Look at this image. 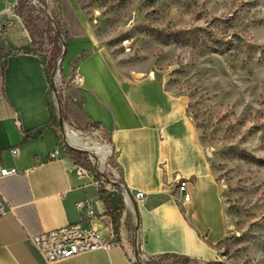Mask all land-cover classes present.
Returning <instances> with one entry per match:
<instances>
[{
    "label": "crops",
    "instance_id": "1",
    "mask_svg": "<svg viewBox=\"0 0 264 264\" xmlns=\"http://www.w3.org/2000/svg\"><path fill=\"white\" fill-rule=\"evenodd\" d=\"M18 2L0 0L1 19L6 16L0 26V168H36L27 175L0 176V190L10 206L0 213V264H133L136 234L139 250L150 256L217 260L231 225L188 95L169 86L164 69L136 76L130 67L118 65L73 1H67L62 69L68 77L74 70L83 76V83L71 88L77 101L71 116L100 125L130 193L127 199L118 191L123 214L116 231L99 186L78 173L80 163L59 144L50 124L51 84L43 59L12 50L32 41L19 15L9 21L3 12ZM28 134L33 137L25 140ZM180 178L190 181L189 201L178 189ZM138 189L146 193L141 204L133 197ZM85 200L93 214L89 207L77 206ZM119 205L112 200L110 209ZM79 221L96 227L103 237L116 233L120 245L49 262L28 236Z\"/></svg>",
    "mask_w": 264,
    "mask_h": 264
},
{
    "label": "rangeland",
    "instance_id": "2",
    "mask_svg": "<svg viewBox=\"0 0 264 264\" xmlns=\"http://www.w3.org/2000/svg\"><path fill=\"white\" fill-rule=\"evenodd\" d=\"M67 1L30 0L33 5L23 6L18 2L6 5L13 6V13L3 12L9 21L19 15L39 39L49 28L46 34L58 33L53 19L65 31ZM72 1L118 65L130 67L136 76L164 69L169 86L189 97L188 108L207 148L231 225L220 257L195 264H264V0ZM4 19L0 16V26ZM170 31L181 33L179 42L168 40ZM59 39L63 51L60 34ZM57 62L56 94L51 88L49 100L59 144L76 163L91 168V153L70 147L67 129L78 132L88 146L107 143L111 155L106 158L119 169L106 133L71 116L77 102L71 94L75 85L65 84L64 78L59 83L56 74L62 62ZM114 191L112 200L119 205L123 199L117 184ZM145 263L188 264L174 255L151 256Z\"/></svg>",
    "mask_w": 264,
    "mask_h": 264
},
{
    "label": "built area",
    "instance_id": "3",
    "mask_svg": "<svg viewBox=\"0 0 264 264\" xmlns=\"http://www.w3.org/2000/svg\"><path fill=\"white\" fill-rule=\"evenodd\" d=\"M13 6H8L5 8V10L11 11V13H13ZM56 76L61 79L59 83L62 82L63 78L67 80L65 81V84L67 85L70 84L76 86L83 83V76L75 70L73 71L72 75L68 77L64 73L63 69L59 68ZM16 120L20 125V120L18 117ZM15 152L16 149H11V153L14 154ZM110 152L111 150L109 149V152L106 155H103L97 150H94L93 153L91 151V168L84 165H79L78 173L91 176L93 178V182L99 186V188L103 186L109 191H114L115 184H117L124 196L129 199L128 189L123 182L121 170L117 169L114 165H111L106 158V156L111 155ZM51 156H55V154H52ZM35 168L36 167L18 168L16 166L10 168L1 167L0 176L5 177L9 175H27L33 172ZM189 182L190 181L187 178H180L178 180L177 186L184 201H189L191 198V194L188 190ZM133 197L137 204H141L146 199V193L143 190L138 189L135 191V193H133ZM77 206L89 207V212L93 214V210L90 208L89 201H80L77 203ZM9 208L10 206L7 202V199L0 190V213H4ZM28 236L41 252L43 257L49 262L71 257L73 255L95 249L110 250L120 245L116 233L113 232L110 237H103L96 227L86 226L80 221L69 223L54 229L45 230L40 233L28 232ZM139 253L140 258L138 255L137 259L133 250L131 251L133 264H141V262L145 263V260H148L151 257L140 250Z\"/></svg>",
    "mask_w": 264,
    "mask_h": 264
},
{
    "label": "trees",
    "instance_id": "4",
    "mask_svg": "<svg viewBox=\"0 0 264 264\" xmlns=\"http://www.w3.org/2000/svg\"><path fill=\"white\" fill-rule=\"evenodd\" d=\"M19 5L23 6V5H33V4L30 2V0H19ZM49 30H51V28L44 30L45 34H42V36L39 39H35L34 35L32 34L33 31L29 30V33H30L31 39H32L31 45L27 48H19V49H12V50L39 55L44 61L45 71L47 73L49 82L51 84V73L53 71L56 60L62 54V46L60 45L59 34L55 32L54 34L48 35L46 33ZM162 31H166V30H162ZM187 31L188 30H183L182 33H185ZM61 32L63 33V35L66 38V31L62 30ZM166 36H168V40L170 42H179V40L181 38L180 36H182V35H181V33H178V32L176 33L174 31H170L166 34ZM6 64H7V60L4 61V66H3L4 71L6 68ZM53 122H55V121H53L51 119L50 124L52 126H53ZM93 126L99 128L100 125L97 123H94ZM53 129H54L55 133L57 134V137L60 138L59 133H58V128L56 125L53 126ZM30 137H33V135L28 134L26 136L25 140L30 138ZM71 150L73 151V149H71ZM100 192H101V198L104 200L105 204L108 207V211L112 212V214H113L115 228H116V231H118V223H119V220L123 214V203L121 202V204L119 206L114 207V209H110L111 203H112L111 198H112V195L114 194L115 191L109 192L107 189H105L102 186V187H100ZM183 258H184V260H186V262H188V264H192V263L195 264L198 262L196 259H192L190 257H183Z\"/></svg>",
    "mask_w": 264,
    "mask_h": 264
},
{
    "label": "bare ground",
    "instance_id": "5",
    "mask_svg": "<svg viewBox=\"0 0 264 264\" xmlns=\"http://www.w3.org/2000/svg\"><path fill=\"white\" fill-rule=\"evenodd\" d=\"M66 135L72 147L83 149L89 152H91L92 149L97 150L103 155H106L109 152L110 146L107 143H96L93 146H88L79 136L78 132L67 129Z\"/></svg>",
    "mask_w": 264,
    "mask_h": 264
},
{
    "label": "water",
    "instance_id": "6",
    "mask_svg": "<svg viewBox=\"0 0 264 264\" xmlns=\"http://www.w3.org/2000/svg\"><path fill=\"white\" fill-rule=\"evenodd\" d=\"M53 21H54V23H55V27H56V30H57L58 34H60L61 38L63 39V51H62V54L60 55V57L58 58V62H57V65H59V63H61V62L63 61L64 56H65V53H66L67 40L65 39L64 35L62 34V32H61V30H60V28H59L57 22H56L54 19H53ZM63 37H64V38H63ZM56 68H57V66L54 68V71H53V73H52V83H51V88H52V90H53V92H54L55 94H56V87H55L54 77H55ZM59 111H60V110H59ZM59 119H60V123H62L63 120H62V114H61V112H60V115H59ZM68 145H69L70 147H72L71 144L69 143V141H68ZM72 148H74V149H76V150H79V151H82V152H89V151H85V150H83V149H79V148H75V147H72ZM89 153H91V152H89ZM128 194H129V197H130V193H129V192H128ZM138 218H139V215H138V213L136 212V219L138 220ZM135 246H136V247H135V256H136V258L138 259V255H139V241H138V236H137V234H136ZM209 263H210V262H209ZM141 264H146V263L141 262Z\"/></svg>",
    "mask_w": 264,
    "mask_h": 264
}]
</instances>
